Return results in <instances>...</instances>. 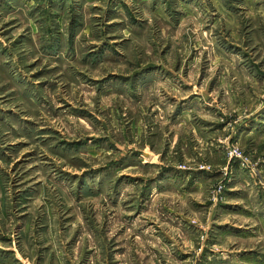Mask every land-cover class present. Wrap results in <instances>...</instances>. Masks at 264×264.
Returning a JSON list of instances; mask_svg holds the SVG:
<instances>
[{
  "label": "rangeland",
  "instance_id": "rangeland-1",
  "mask_svg": "<svg viewBox=\"0 0 264 264\" xmlns=\"http://www.w3.org/2000/svg\"><path fill=\"white\" fill-rule=\"evenodd\" d=\"M0 264H264V0H0Z\"/></svg>",
  "mask_w": 264,
  "mask_h": 264
}]
</instances>
